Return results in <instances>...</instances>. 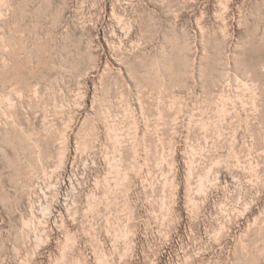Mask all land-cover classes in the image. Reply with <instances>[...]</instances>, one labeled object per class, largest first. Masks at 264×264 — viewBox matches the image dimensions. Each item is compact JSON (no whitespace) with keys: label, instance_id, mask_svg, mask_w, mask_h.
Returning <instances> with one entry per match:
<instances>
[{"label":"rangeland","instance_id":"374dc122","mask_svg":"<svg viewBox=\"0 0 264 264\" xmlns=\"http://www.w3.org/2000/svg\"><path fill=\"white\" fill-rule=\"evenodd\" d=\"M225 1L5 0L0 264H264V0Z\"/></svg>","mask_w":264,"mask_h":264},{"label":"bare ground","instance_id":"6f19581e","mask_svg":"<svg viewBox=\"0 0 264 264\" xmlns=\"http://www.w3.org/2000/svg\"><path fill=\"white\" fill-rule=\"evenodd\" d=\"M234 0H226L225 5L227 6L226 8H230L233 5ZM223 5V4H222ZM2 9H7V5L5 3V0H0V14L2 12ZM1 16V15H0ZM4 62V61H3ZM37 88V87H36ZM35 88V89H36Z\"/></svg>","mask_w":264,"mask_h":264}]
</instances>
